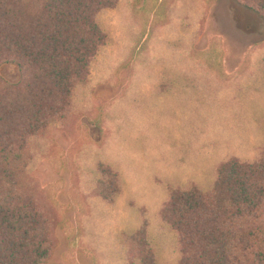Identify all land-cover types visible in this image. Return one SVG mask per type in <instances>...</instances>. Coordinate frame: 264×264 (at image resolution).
Wrapping results in <instances>:
<instances>
[{"label": "rangeland", "instance_id": "obj_1", "mask_svg": "<svg viewBox=\"0 0 264 264\" xmlns=\"http://www.w3.org/2000/svg\"><path fill=\"white\" fill-rule=\"evenodd\" d=\"M104 28L109 53L100 61L107 66L96 72L76 118L50 132L33 163L58 220L46 264L114 263L108 254L118 235L149 222L156 227L173 188L204 184L220 159L252 158L262 144L248 122L254 67L264 56L259 14L238 0H120ZM171 57L199 78L198 89L172 101L163 86ZM0 74L20 79L13 63ZM188 92L207 99L196 94L193 106ZM113 175L118 192L110 199L102 182Z\"/></svg>", "mask_w": 264, "mask_h": 264}, {"label": "trees", "instance_id": "obj_2", "mask_svg": "<svg viewBox=\"0 0 264 264\" xmlns=\"http://www.w3.org/2000/svg\"><path fill=\"white\" fill-rule=\"evenodd\" d=\"M238 1L264 19V0ZM119 3L0 0V66L16 64L20 73L17 82L0 74V264H46L54 252L58 220L31 174L33 163L50 132L76 118L96 72L107 66L100 61L109 53L105 19ZM254 71L248 122L262 141L257 154L220 159L210 181L173 188L156 227L149 222L118 235L112 262L264 264V56ZM165 74L170 101L199 88L197 73L181 59L171 57ZM248 87L242 93L250 96ZM196 94L207 99L189 93L192 104ZM109 181L102 183L111 199L118 188L114 175Z\"/></svg>", "mask_w": 264, "mask_h": 264}]
</instances>
